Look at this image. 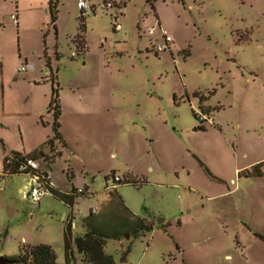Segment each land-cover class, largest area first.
Masks as SVG:
<instances>
[{"label": "rangeland", "instance_id": "rangeland-1", "mask_svg": "<svg viewBox=\"0 0 264 264\" xmlns=\"http://www.w3.org/2000/svg\"><path fill=\"white\" fill-rule=\"evenodd\" d=\"M86 1L80 54L76 0H57L54 24L48 0H0V139L20 150L23 138L26 151L45 142L50 130L29 113L52 120L42 110L52 74L69 146L41 167L88 195L72 208L31 203L24 175L0 178V257L44 244L63 264L70 221L72 237L88 227L110 237L115 264H264V165L251 172L264 162V0H128L118 25L104 0ZM134 217L153 229L137 232Z\"/></svg>", "mask_w": 264, "mask_h": 264}, {"label": "trees", "instance_id": "trees-1", "mask_svg": "<svg viewBox=\"0 0 264 264\" xmlns=\"http://www.w3.org/2000/svg\"><path fill=\"white\" fill-rule=\"evenodd\" d=\"M156 0H146L148 5H152ZM182 1V0H181ZM128 0L123 2L124 7H126ZM57 0H48V12L50 14L52 24L55 23L56 14H57ZM17 27V25H16ZM78 29L79 32L76 33L73 38V42L76 45V48L80 54H84L87 51L86 42L84 39L85 34V23L84 18L82 16L78 17ZM48 81L51 83V94H50V102L46 109L47 114H51L52 123V137L49 138L45 145L52 149L54 147L55 142H62V137L60 134V115H61V107L60 101L58 97V84L55 76L48 77ZM200 129V128H199ZM63 147L65 145L63 144ZM43 155L39 150H36L33 154H21V153H10L8 156L3 159V170H2V178L10 177L14 175H25V173L17 172V163L23 161L25 158H31L35 161L38 159L43 160ZM44 161V160H43ZM264 165V162H261L251 168L252 174L256 178L262 177L263 174L260 173L259 169ZM114 176L112 177V179ZM122 182L119 179L118 182H114V186L116 184H120ZM123 182L125 184H133L135 185L134 179L129 175H125L123 177ZM53 197L58 199L60 202L64 203L69 208H72L74 204V198L76 195L74 190L71 193H61L56 189H52ZM80 196H86V194H80ZM94 214L89 213V218ZM136 219L137 232L138 231H151L153 229L152 224H148L144 219L134 217ZM65 221V220H64ZM72 223L70 221L66 222L64 232H63V249H64V263L63 264H74V250H76L77 254H80L85 263L89 264H115L114 260L111 256L105 254L104 246L105 240L110 239V237H106L101 231L91 229L88 227L85 232L81 236L72 237L71 234ZM167 226H162V230L166 231ZM135 231V232H136ZM260 239L264 241V237L258 236ZM112 239L118 240L119 238L114 237ZM124 259V256L122 257ZM13 262V264H58L56 262V255L54 250L49 245L39 244V245H23L19 255L16 258L9 259Z\"/></svg>", "mask_w": 264, "mask_h": 264}, {"label": "built area", "instance_id": "built-area-1", "mask_svg": "<svg viewBox=\"0 0 264 264\" xmlns=\"http://www.w3.org/2000/svg\"><path fill=\"white\" fill-rule=\"evenodd\" d=\"M123 2H125V0H104L103 1L104 8L113 11V15L111 16V19L114 25H118V17L121 11L125 9ZM76 7L79 10V13H80L79 16H82L84 18L85 11L88 8L87 1L86 0H76ZM90 9L93 10L94 8L90 7ZM11 19L16 25L17 17L15 15H12ZM154 32H155V29L150 28L146 31V34L147 36H152ZM161 36L164 41L163 43L164 45L157 44L156 50L164 52L165 50H168L170 48L172 39L166 30L161 29ZM21 71L23 72L25 71V69L21 68ZM16 165H17V172L25 173L24 176L28 178V188L25 192V198L28 202L39 203L44 198L53 197V193H52L53 186H52L50 177L46 171H43L40 169L37 161L31 158H25L23 159V161L18 162ZM118 181H119L118 177H114L112 179L113 183L118 182ZM74 193L76 195L85 194L84 191L81 189L74 190ZM90 213L96 214V210L91 209Z\"/></svg>", "mask_w": 264, "mask_h": 264}, {"label": "crops", "instance_id": "crops-1", "mask_svg": "<svg viewBox=\"0 0 264 264\" xmlns=\"http://www.w3.org/2000/svg\"><path fill=\"white\" fill-rule=\"evenodd\" d=\"M127 6V5H126ZM126 8V7H125ZM16 17H17V28H18V25H19V20H18V16L16 15ZM26 71V70H25ZM49 76H50V73H49ZM13 81H15V79H13ZM46 82H48V80H46ZM51 88V87H50ZM51 91V90H50ZM51 94V93H50ZM5 95V92H4V88H3V96ZM79 100V102L81 103V101H82V99H78ZM49 102H50V98H49V100H48V102L46 101V103L42 106L43 107V109L42 110H44L45 112H46V109H47V107H48V105H49ZM2 107H4V103H2ZM2 112H4V110H2ZM40 110H39V107H36V109H35V111H33V112H31V113H29L31 116H32V118H33V121H32V123H33V125H35L36 127H39V125H45L46 126V128H48L49 130H50V135H48V137L46 138V140H45V142L49 139V138H51L52 137V135H53V133H52V130H51V123H52V120H50V123L49 122H47V123H45L46 121H43L42 120V116L40 115ZM47 114V113H46ZM47 115H50V118H52V116H51V114H47ZM17 121H16V123H17V128H18V130L19 131H21V118H20V116L19 115H17ZM0 126H2L1 125V122H0ZM44 126V127H45ZM61 128H62V126H61ZM60 128V129H61ZM60 134H61V137H62V142L60 143V142H55L54 143V147H52V149L51 148H49L47 145H45V142H43L41 145H37L36 147H32V149L30 150V151H26V149H25V141H24V139L22 138L21 140H22V147H21V149L20 150H14V149H10V148H6V145H5V143H4V141L3 140H1L0 139V147L1 148H6V149H4V151L2 152V155H1V158H0V161H1V163H0V178L2 179V180H4V178H2V170H3V159H4V157H6V156H8L10 153H21V154H33L36 150H39L40 149V151H41V153H42V155L44 156L43 157V160H47V158L49 157V161H47V162H49L48 163V167H49V164H54L55 163V161H56V159L61 155V153H62V149H64L63 148V144L65 145V147H68L69 145L66 143V141H65V137H64V133L62 134L61 132H60ZM58 154L55 158H53V156L55 155V154ZM43 160L42 159H38L37 160V162H38V164H39V167H40V169L41 170H43V171H46L47 173H48V175H49V177H50V180H51V183H52V186H53V188L54 189H56L57 191H59V192H61V193H66V192H64V191H62L58 186H57V184L54 182V180L52 179V176H51V174H50V172L46 169V168H43V167H41V164L43 163ZM47 162L46 163H43V164H47ZM128 174V173H127ZM15 176V175H14ZM11 177V176H10ZM25 179H26V183L28 184V178L25 176ZM3 190V187H1L0 188V192ZM27 190V189H26ZM92 209H95V208H92ZM91 210V209H90ZM64 219H65V217L63 216L62 217V222H64Z\"/></svg>", "mask_w": 264, "mask_h": 264}, {"label": "water", "instance_id": "water-1", "mask_svg": "<svg viewBox=\"0 0 264 264\" xmlns=\"http://www.w3.org/2000/svg\"><path fill=\"white\" fill-rule=\"evenodd\" d=\"M0 264H13V262L7 258L0 257Z\"/></svg>", "mask_w": 264, "mask_h": 264}]
</instances>
